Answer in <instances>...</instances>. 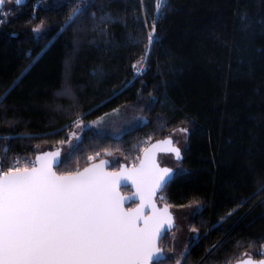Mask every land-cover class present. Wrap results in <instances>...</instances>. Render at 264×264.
I'll return each mask as SVG.
<instances>
[{"label":"trees","instance_id":"trees-1","mask_svg":"<svg viewBox=\"0 0 264 264\" xmlns=\"http://www.w3.org/2000/svg\"><path fill=\"white\" fill-rule=\"evenodd\" d=\"M156 1L6 0L0 15L3 167L19 154L34 156L36 146L60 147L78 117L92 121L126 108L141 120L117 135L85 129L61 157L59 173L114 154L130 165L147 144L183 127V170L156 197L171 210L199 207L189 222L197 235L180 264L261 258L264 0H165L159 12ZM74 8L80 15L68 23ZM153 25L156 42L149 47ZM146 51L138 75L133 64ZM169 234L160 241L163 264L175 263Z\"/></svg>","mask_w":264,"mask_h":264},{"label":"snow or ice","instance_id":"snow-or-ice-1","mask_svg":"<svg viewBox=\"0 0 264 264\" xmlns=\"http://www.w3.org/2000/svg\"><path fill=\"white\" fill-rule=\"evenodd\" d=\"M5 2L0 0V7ZM13 2L19 4L20 0ZM164 3L157 0L158 12ZM80 12L74 8L67 22ZM155 32L153 25L147 33L149 47L156 42ZM147 56L146 51L133 64L138 75ZM73 123L76 128L82 126L79 117ZM180 131L186 133L187 129ZM160 143L169 146L166 151L176 161L182 159L181 149L169 138L145 148L139 165L132 168L121 166L119 171L109 172L105 170L108 161L101 160L82 171L58 174L54 167L60 163L59 151L44 152L23 165L18 158L6 170L5 151L0 155V264H163L159 241L174 227V218L170 205L157 208L154 198L169 183L174 170L157 163ZM128 183L135 193L121 196L119 188ZM134 199H139L137 207L125 209L124 204ZM145 207L152 209L151 215H144ZM243 264H264V259L253 262L249 258Z\"/></svg>","mask_w":264,"mask_h":264},{"label":"rangeland","instance_id":"rangeland-1","mask_svg":"<svg viewBox=\"0 0 264 264\" xmlns=\"http://www.w3.org/2000/svg\"><path fill=\"white\" fill-rule=\"evenodd\" d=\"M64 0H46L47 5H55ZM39 31L41 30V27L38 26ZM36 32V34L38 33ZM144 64V61H143ZM137 72V71H136ZM115 112V114H113ZM104 118L103 122L100 124H95L94 122L100 120V118ZM98 119L92 120V121H82V126L80 128H76L75 126L69 133L68 139L61 144V154L62 157H66L68 153L71 151V149L79 142L81 139L82 133L85 131V129L90 128L97 132H109L112 134H119L124 129L129 128L130 126H133L137 122L141 120V117L138 113L131 112L129 109H121V110H114L113 112L107 114L106 116H102ZM183 127H177L173 129L170 132V136L173 138L174 142L183 149L186 145V138H187V132H181L180 129ZM185 129V128H184ZM75 132L76 136L73 138L71 134ZM45 147L42 146H36L35 149L37 151L44 149ZM140 156V155H139ZM95 159V156H93ZM137 157L133 156L132 160H135ZM139 159V157H138ZM137 159V161H138ZM122 160L120 154H114L111 156L110 161L114 163H118ZM136 161V162H137ZM135 162V163H136ZM159 162L163 165L171 166L175 169L176 173L182 171V167L178 164V161H176L171 154H160L159 155ZM111 164V167H114ZM135 163H131L130 165H134ZM120 163H118L119 166ZM114 167L112 169L118 168ZM198 205L195 203H189L182 207H174L172 209L174 216H175V227L170 231V238H171V249L169 251L170 255L175 259V263L177 264V261H181L183 258L188 241L191 238H194L197 235V232H193L192 228L189 224L190 219L193 215V213L198 209Z\"/></svg>","mask_w":264,"mask_h":264},{"label":"water","instance_id":"water-1","mask_svg":"<svg viewBox=\"0 0 264 264\" xmlns=\"http://www.w3.org/2000/svg\"><path fill=\"white\" fill-rule=\"evenodd\" d=\"M12 1H13V0H12ZM25 1H26V0H20V3H19V4H17V3H14V4H15V5H21V4H23ZM5 3H6V2H5ZM5 3L3 4L2 7H0V10L4 7ZM169 138L172 140L173 144H174L176 147H179V146L174 142V140H173V138H172L171 136H166V137H164V138H162V139L154 140V141L150 142L149 144H147V145L143 148V150H142L141 153H140V156H139L138 161H137L134 165H127L126 163L122 162V163L119 164L118 168L111 169V168H110V166H111V161H110V159H108L107 157H103V158H100V159H98V160H96V161L90 162L89 164L85 165L84 167L80 168L79 170L82 171L85 167H88V166H90V164H93V163H97V164H98V163H100L101 160L108 161V165H107V167H106L105 170H106V171H109V172L119 171V169L121 168V166H123V167H125V168H132V167L138 166V165H139V162H140V159L143 157V151H144L145 148H149V147H151V145H153V144H157L158 142H162V141H164V140H166V139H169ZM168 147H169V146L166 145V144H163V143H160V144H159V148L156 150V160H157V163L159 164L160 167H170V168H172V169L174 170V171H173V175H172V178H173L174 175H175V169H174L173 167H171V166L161 164V163L159 162V159H158V157H159L160 154H171V153H169V152L166 151V149H167ZM179 148H180V147H179ZM61 149H62L61 147H57V148H53V149L39 150V151H37V152L35 153V157H36L37 155L43 154L44 152H55V151H59V152H60V156H59L58 159H59V161H61V157H62ZM180 149H181V148H180ZM171 155H172V154H171ZM172 156H173V155H172ZM181 156H182V150H181ZM173 158H174V156H173ZM174 159H175V158H174ZM175 160H176V159H175ZM55 168H56V167H54V170L56 171ZM57 173H58V174H62V173H59V172H57ZM172 178H171V179H172ZM171 179H170V180H171ZM122 187H128V188L130 189V191L124 193V192L121 190ZM134 193H135V188H133L132 185H131L130 183H128L126 186L122 184L121 187L119 188V194H120L121 196H124V197H132ZM158 194H159V193H158ZM158 194H157V195H158ZM156 197H157V196H156ZM156 197L154 198V202H155L156 207H157V208H163L164 205L167 204V203L162 202L161 204H159L158 201H157V199H156ZM132 202H133V204H132L131 206H129ZM138 204H139V199L128 200V201L124 204V207H125V209L136 208ZM167 205H168V204H167ZM169 211L171 212V214H172V216H173V218H174V227H175V224H176V223H175V216H174V213H173V211L171 210L170 207H169ZM151 213H152V209H151L150 207H145V209H144V215H145V216H147V215H151ZM174 227H173L172 229H174ZM172 229H171V230H172ZM171 230H168V231H166V232H170ZM166 232H165V233H166ZM165 233H164V234H165ZM164 234L162 235V237L164 236ZM161 239H162V238H161ZM161 239H160V241H161ZM160 241H159V243H160ZM161 248H162V247H161ZM162 250H163V249H162ZM207 253H208V252H207ZM164 257H165V254H164V251H163V259H164ZM249 258H251V260H252L253 262H258V261L264 259V257H261V258H257V259H255V258H252V257H250V256H246V257H243V258H241V259L235 261L233 264H243V262L246 261V260H248Z\"/></svg>","mask_w":264,"mask_h":264},{"label":"built area","instance_id":"built-area-1","mask_svg":"<svg viewBox=\"0 0 264 264\" xmlns=\"http://www.w3.org/2000/svg\"><path fill=\"white\" fill-rule=\"evenodd\" d=\"M156 6H157V1H156ZM4 14H5V11L3 9L0 10V15L3 16ZM18 158L20 159L21 165H23L25 162L34 161L35 160V157L30 155V154H28V153L19 154V156H17L14 160H16ZM8 166H6L4 169L6 170ZM262 253H263L262 257H264V246L262 247Z\"/></svg>","mask_w":264,"mask_h":264},{"label":"flooded vegetation","instance_id":"flooded-vegetation-1","mask_svg":"<svg viewBox=\"0 0 264 264\" xmlns=\"http://www.w3.org/2000/svg\"><path fill=\"white\" fill-rule=\"evenodd\" d=\"M42 150H44V149H42ZM158 159H159V157H158ZM110 168L112 169V168H114V167H111V166H110ZM129 206H131V205H129Z\"/></svg>","mask_w":264,"mask_h":264}]
</instances>
